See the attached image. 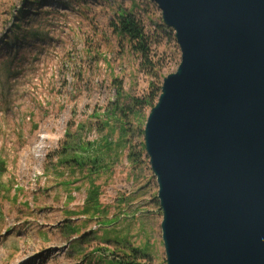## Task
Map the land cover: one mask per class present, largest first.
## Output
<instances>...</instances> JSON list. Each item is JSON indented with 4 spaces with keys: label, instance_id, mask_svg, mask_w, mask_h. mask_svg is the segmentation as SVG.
Instances as JSON below:
<instances>
[{
    "label": "rangeland",
    "instance_id": "rangeland-1",
    "mask_svg": "<svg viewBox=\"0 0 264 264\" xmlns=\"http://www.w3.org/2000/svg\"><path fill=\"white\" fill-rule=\"evenodd\" d=\"M127 11L162 86L181 53L153 1L0 0V264H167Z\"/></svg>",
    "mask_w": 264,
    "mask_h": 264
},
{
    "label": "water",
    "instance_id": "water-1",
    "mask_svg": "<svg viewBox=\"0 0 264 264\" xmlns=\"http://www.w3.org/2000/svg\"><path fill=\"white\" fill-rule=\"evenodd\" d=\"M178 70L144 129L167 264H264V0H151Z\"/></svg>",
    "mask_w": 264,
    "mask_h": 264
},
{
    "label": "trees",
    "instance_id": "trees-1",
    "mask_svg": "<svg viewBox=\"0 0 264 264\" xmlns=\"http://www.w3.org/2000/svg\"><path fill=\"white\" fill-rule=\"evenodd\" d=\"M110 27L114 34L118 35L121 40L123 39L127 42L129 50L139 57L144 72L153 80V82L149 84L147 93L141 100L133 99V107L139 110L140 108H144V106H148L152 109L158 101L162 87L157 84L159 80L157 74L159 64L157 61L153 60V56H150L152 37L146 33L142 20L132 11H127L120 15L118 14V16L110 22ZM164 27V25L157 26L156 31L160 30L162 33ZM132 156L134 155L132 154ZM131 159L134 160L133 158ZM128 264L134 263L131 261Z\"/></svg>",
    "mask_w": 264,
    "mask_h": 264
}]
</instances>
